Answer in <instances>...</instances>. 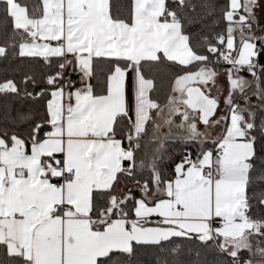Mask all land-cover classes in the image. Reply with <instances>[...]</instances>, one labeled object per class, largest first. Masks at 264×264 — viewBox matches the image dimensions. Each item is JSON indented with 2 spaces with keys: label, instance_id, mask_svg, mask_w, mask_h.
Segmentation results:
<instances>
[{
  "label": "snow or ice",
  "instance_id": "obj_1",
  "mask_svg": "<svg viewBox=\"0 0 264 264\" xmlns=\"http://www.w3.org/2000/svg\"><path fill=\"white\" fill-rule=\"evenodd\" d=\"M0 4L21 37L18 55L50 66L55 58L57 69L47 77L48 119L26 136L0 130V264H130L139 248L163 250L174 237L211 242L231 264H264V219L250 215L251 200L258 195L264 205V192L248 191L264 180V172L252 176L257 126L254 113L234 100L239 94L248 101L251 82L241 71L257 80L256 70L264 73L258 63L264 45L253 31L259 0H228L225 32L216 43L205 38L209 55L184 31L188 12L197 8L192 0H131L126 17L114 16L109 0H41L31 10L22 0ZM16 47L0 46V58ZM210 55L231 65L228 113L219 119ZM162 60L181 68L164 104L152 97L155 84L144 73L146 64ZM98 62L109 65L102 94L90 82ZM69 69L82 77L80 88L65 79ZM0 93L19 94V88L7 80ZM222 122L213 137L208 130ZM149 125L159 147L148 162L138 161ZM163 127L168 132L161 136ZM176 140L199 150L195 157L186 150L165 177L160 150ZM124 178L132 187L117 191ZM245 251L248 258L241 259Z\"/></svg>",
  "mask_w": 264,
  "mask_h": 264
},
{
  "label": "trees",
  "instance_id": "obj_2",
  "mask_svg": "<svg viewBox=\"0 0 264 264\" xmlns=\"http://www.w3.org/2000/svg\"><path fill=\"white\" fill-rule=\"evenodd\" d=\"M22 2L27 3L30 10L32 6L41 4V0H22ZM169 3H171V0H169ZM192 3L196 4L197 8L194 12H188L191 22L185 23L184 31L189 35L194 47L198 48L203 54L209 55L206 51L205 38L212 43H216V35L225 32L226 23L223 21L222 15L227 7L228 0H192ZM109 4L110 12L114 16L126 17L131 0H109ZM201 5H207L208 7L204 8ZM210 10L212 14L208 15L207 13ZM258 29V22L256 21L253 27L256 36H258ZM261 38L258 41V46L264 45V36ZM20 42V35L13 32L12 22L4 14L3 5L0 4V46H7L9 43L17 45L16 48H7V58H0V83L12 80L19 88V94L0 93V130H7L10 133L17 132L26 136L32 127L48 119L47 104L51 99L53 88L47 84V77L54 74L57 69L55 58H53L50 66L41 57H20L18 55ZM209 59V67L214 68L216 72L231 67L222 59L217 62L214 56L210 55ZM258 63L264 65V56L259 57ZM108 67L109 65L105 62H98L95 65L92 80L97 94L103 93ZM257 70L258 85L261 89H264V73H262L261 68ZM180 71V66L167 60L145 65L144 73L146 77L153 79L155 84L152 97L159 103L164 104L167 102L169 95L172 94L173 81ZM240 73L253 77L247 70ZM26 77H31V79L25 84ZM252 86L254 87V84ZM28 93H31V95H28ZM251 112L254 113V121L257 126L253 130V135L256 136L258 158L254 161L255 170L252 172V176L256 177L264 172V135H261L260 132L261 125L264 124V101H261L260 105L254 107ZM21 115H24L27 119L21 120ZM48 130V126H45L41 131V135ZM158 147L159 141L152 138L151 126L149 125L148 135L141 141V148L137 153L138 161L144 159L148 162L156 155ZM207 147H213V145L209 144ZM186 150L191 151L193 157H195L199 148L196 144H184L179 140L164 142V146L160 150L162 160L159 161V168L165 177L172 175L174 163L180 160ZM125 166H127V162H125ZM142 176L147 179L150 176V171L144 170ZM120 183L132 186V182L126 178L121 179ZM118 185H116V188ZM248 191L250 196L264 192V180H254ZM251 204L250 215L253 218L264 219V205L259 203L258 195L257 198L251 200ZM210 245L211 242H209V245H205L195 238L188 240L174 237L165 244L163 250L155 246L139 248L136 255L130 258V264H158L161 259H166L167 264H231L230 257ZM173 248L175 252L169 251ZM247 257L248 253L246 251L241 253V259H247ZM4 259V253L0 250V260Z\"/></svg>",
  "mask_w": 264,
  "mask_h": 264
},
{
  "label": "rangeland",
  "instance_id": "obj_3",
  "mask_svg": "<svg viewBox=\"0 0 264 264\" xmlns=\"http://www.w3.org/2000/svg\"><path fill=\"white\" fill-rule=\"evenodd\" d=\"M260 16H264V13H260ZM256 17V15H255ZM228 70L229 69H226V70H223V71H219L217 72L218 73V76L216 77V84L215 86H211V94L215 95V97H217L220 101V108H219V111H226V114L228 113V105L225 103V98L229 95V82H228ZM257 73H258V70H256ZM239 75L243 76L246 80L250 81V88L247 90V97H248V101L247 103H245V98L243 96V100H240L238 98L239 94L235 95L234 96V100L240 104L241 107H244V108H248L250 111L254 109V107H256L257 105H260L261 103V99L259 98V95L257 94L258 93V88H257V85H258V81L256 78L254 77H249V76H246L244 73H239ZM254 84V87L252 86ZM260 88V87H259ZM249 98H252L251 100ZM242 99V98H241ZM253 100V101H252ZM219 115H221V113H218V115L216 116V119H219ZM225 115V114H224ZM180 122V118L179 117H176V123L178 124ZM198 127L201 129H203V127L201 126V124H198ZM202 127V128H201ZM222 127H223V122L221 124L220 127H217V128H214V129H209L208 131L209 132H218L220 133L221 130H222ZM181 131V130H179ZM203 131V130H201ZM168 132V128L167 127H163L160 129V134L161 136H163L164 134H166ZM174 133H176L175 130H173ZM123 186V188H125V191L128 189V188H131L132 186H127V184H123L121 185V187ZM264 246V245H262ZM248 258V257H247Z\"/></svg>",
  "mask_w": 264,
  "mask_h": 264
},
{
  "label": "crops",
  "instance_id": "obj_4",
  "mask_svg": "<svg viewBox=\"0 0 264 264\" xmlns=\"http://www.w3.org/2000/svg\"><path fill=\"white\" fill-rule=\"evenodd\" d=\"M259 12L260 13H264V0H259V7L258 8H256L255 9V15H256V21L258 22V26H259V29H258V36L259 37H262V36H264V16H260V14H259ZM38 42H43V41H38ZM69 71H71V69H69ZM93 81V80H92ZM213 97H215V95H213V94H211ZM238 98L240 99V100H243V96H241V95H239L238 96ZM242 98V99H241ZM250 100L252 99V98H249ZM253 101V100H252ZM219 108H220V104H219ZM219 108H218V110H217V113H216V116L218 115V113H221V115H219V117H221V116H224V114L226 115V111L224 110V111H219ZM216 118V117H215ZM201 126L203 127V129H201V130H205L204 129V125L203 124H201ZM201 127V128H202ZM173 130H175L176 132H180L179 131V129H173ZM211 133V135L213 136V137H215L216 135H218L219 133L218 132H210ZM161 135V134H160ZM118 185V184H117ZM121 185H122V183H120L118 186H117V191H119L120 189H124L125 190V188H123V186L121 187Z\"/></svg>",
  "mask_w": 264,
  "mask_h": 264
},
{
  "label": "built area",
  "instance_id": "obj_5",
  "mask_svg": "<svg viewBox=\"0 0 264 264\" xmlns=\"http://www.w3.org/2000/svg\"><path fill=\"white\" fill-rule=\"evenodd\" d=\"M55 42H53L54 44ZM71 79L72 82H74L75 88H80L83 85V79L82 77L77 74L76 72L68 71L65 73V79ZM93 85V81H90ZM75 90V89H73Z\"/></svg>",
  "mask_w": 264,
  "mask_h": 264
},
{
  "label": "water",
  "instance_id": "obj_6",
  "mask_svg": "<svg viewBox=\"0 0 264 264\" xmlns=\"http://www.w3.org/2000/svg\"><path fill=\"white\" fill-rule=\"evenodd\" d=\"M258 43V42H257Z\"/></svg>",
  "mask_w": 264,
  "mask_h": 264
}]
</instances>
